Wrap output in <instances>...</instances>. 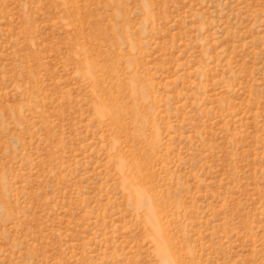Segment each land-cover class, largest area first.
Instances as JSON below:
<instances>
[{
  "label": "rangeland",
  "instance_id": "1",
  "mask_svg": "<svg viewBox=\"0 0 264 264\" xmlns=\"http://www.w3.org/2000/svg\"><path fill=\"white\" fill-rule=\"evenodd\" d=\"M0 264H264V0H0Z\"/></svg>",
  "mask_w": 264,
  "mask_h": 264
},
{
  "label": "bare ground",
  "instance_id": "2",
  "mask_svg": "<svg viewBox=\"0 0 264 264\" xmlns=\"http://www.w3.org/2000/svg\"><path fill=\"white\" fill-rule=\"evenodd\" d=\"M144 201H145V199H144ZM149 201V200H148ZM144 207V206H143ZM148 215H149V213H148ZM151 217V216H150ZM152 223V222H151Z\"/></svg>",
  "mask_w": 264,
  "mask_h": 264
}]
</instances>
